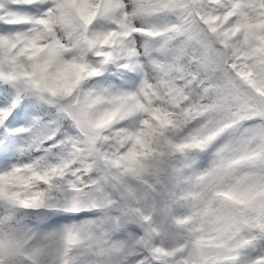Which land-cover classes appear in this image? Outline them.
Masks as SVG:
<instances>
[{
  "label": "snow or ice",
  "instance_id": "6c2138e0",
  "mask_svg": "<svg viewBox=\"0 0 264 264\" xmlns=\"http://www.w3.org/2000/svg\"><path fill=\"white\" fill-rule=\"evenodd\" d=\"M0 264H264V0H0Z\"/></svg>",
  "mask_w": 264,
  "mask_h": 264
}]
</instances>
